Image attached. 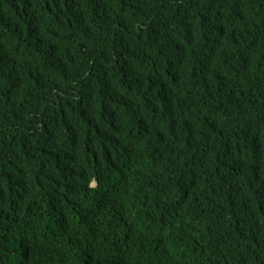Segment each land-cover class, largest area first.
Masks as SVG:
<instances>
[{"label":"trees","instance_id":"1","mask_svg":"<svg viewBox=\"0 0 264 264\" xmlns=\"http://www.w3.org/2000/svg\"><path fill=\"white\" fill-rule=\"evenodd\" d=\"M0 264H264V0H0Z\"/></svg>","mask_w":264,"mask_h":264}]
</instances>
